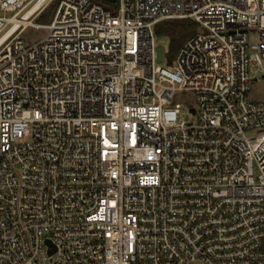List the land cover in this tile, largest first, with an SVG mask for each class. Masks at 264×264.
Wrapping results in <instances>:
<instances>
[{"label": "built area", "instance_id": "built-area-1", "mask_svg": "<svg viewBox=\"0 0 264 264\" xmlns=\"http://www.w3.org/2000/svg\"><path fill=\"white\" fill-rule=\"evenodd\" d=\"M39 1L0 0V264H264V0Z\"/></svg>", "mask_w": 264, "mask_h": 264}, {"label": "rangeland", "instance_id": "rangeland-1", "mask_svg": "<svg viewBox=\"0 0 264 264\" xmlns=\"http://www.w3.org/2000/svg\"><path fill=\"white\" fill-rule=\"evenodd\" d=\"M56 8V3H51L36 19H34V23L36 25H47L50 23ZM12 14H7V16H11ZM197 32H200V29H196ZM48 31L45 28H37V27H29L25 30L22 35V39L24 40L26 45H31L37 43L45 38ZM256 33H251L249 36L250 46L256 43ZM171 39L169 37H162L156 35V49L158 54V64L164 68L168 67L166 59L170 57L171 52ZM176 58V57H175ZM260 80L257 83H253L251 86L250 96L252 99H256L259 101H264V80L259 75ZM180 104L184 105L181 115L182 118L187 120L188 122H193L194 119L190 117L187 113V108L196 106L195 95L188 94L185 100H180Z\"/></svg>", "mask_w": 264, "mask_h": 264}, {"label": "trees", "instance_id": "trees-1", "mask_svg": "<svg viewBox=\"0 0 264 264\" xmlns=\"http://www.w3.org/2000/svg\"><path fill=\"white\" fill-rule=\"evenodd\" d=\"M93 1L101 3L105 6H108L110 4L108 0ZM196 29V24L190 20L165 21L157 25V27L155 28L156 35L169 37L172 41L169 57L170 62L175 59L181 47L195 33Z\"/></svg>", "mask_w": 264, "mask_h": 264}, {"label": "bare ground", "instance_id": "bare-ground-1", "mask_svg": "<svg viewBox=\"0 0 264 264\" xmlns=\"http://www.w3.org/2000/svg\"><path fill=\"white\" fill-rule=\"evenodd\" d=\"M42 1H43V0H42ZM42 1H41V2H42ZM41 2H40V1H39V2H36V3L30 8V10L26 13L25 17H28V16L31 15L33 12H35L36 9H37V7L40 5ZM16 28H17V27H14V28L12 29V31L16 30Z\"/></svg>", "mask_w": 264, "mask_h": 264}, {"label": "water", "instance_id": "water-1", "mask_svg": "<svg viewBox=\"0 0 264 264\" xmlns=\"http://www.w3.org/2000/svg\"><path fill=\"white\" fill-rule=\"evenodd\" d=\"M111 2H114L113 0H110Z\"/></svg>", "mask_w": 264, "mask_h": 264}]
</instances>
